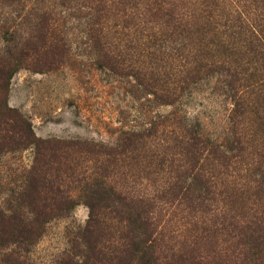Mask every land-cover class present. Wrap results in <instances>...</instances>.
Masks as SVG:
<instances>
[{"label":"trees","instance_id":"obj_1","mask_svg":"<svg viewBox=\"0 0 264 264\" xmlns=\"http://www.w3.org/2000/svg\"><path fill=\"white\" fill-rule=\"evenodd\" d=\"M90 1L97 16L89 39L100 65L127 72L131 64L112 49L102 24L118 12L112 13L107 0ZM221 1L119 0L116 4L125 13L138 8L132 19L140 17L150 36H138L134 45L138 57L149 58L152 65L131 70L159 100L175 104L176 94L212 72L227 76L233 100L232 140L213 142L175 124L168 131L173 145L143 156V161L150 157L141 165L143 174L125 175L124 183L110 178L113 168L126 162L135 149H144L160 128L176 123L174 117L131 131L116 146L38 139L31 122L8 106L9 79L16 68L0 56L5 59L0 62V155L29 147L36 150L21 204L11 210L0 208V264H32L25 259L30 246L51 219L67 215L77 204L73 192L77 188L89 199V218L55 264H264V0H232L226 6ZM43 17V25L36 28L43 32L40 43L27 49L31 51L20 48L18 54H41L43 67L49 68L63 49L55 40L54 24ZM125 20L126 27L133 23ZM124 28L116 26L115 34ZM6 55L13 57L11 51ZM168 64L176 70L166 72ZM171 74L173 86L166 84ZM252 106H257L251 112L259 121L248 118ZM248 127L251 138L243 133ZM90 156L99 164L97 173L81 165ZM76 182L79 185L71 188ZM178 216L181 223L172 229Z\"/></svg>","mask_w":264,"mask_h":264},{"label":"rangeland","instance_id":"obj_2","mask_svg":"<svg viewBox=\"0 0 264 264\" xmlns=\"http://www.w3.org/2000/svg\"><path fill=\"white\" fill-rule=\"evenodd\" d=\"M118 1L107 0L108 5L114 8L112 13L118 12V16L105 18L102 24L105 33L109 34L112 49L122 54L126 64H131L127 72H115L100 65L98 52L89 39V28L97 16L96 5L90 0H0V56L4 55L11 67L16 68L9 79L8 106L17 109L31 122L38 139H80L116 146L127 133L142 130L165 116L174 117L176 123L171 125L169 121L167 129L160 128L159 134L144 149H135L129 153L130 158L126 162L119 161L120 165L113 168L110 178L124 183L125 175L136 177L143 174L141 165L149 163L152 154L173 145L168 131L175 124L209 137L213 142L226 144L232 140L234 132L229 115L233 100L228 78L220 72L207 74L181 94H176L179 99L173 105L159 100L131 70L140 64L152 65L149 58L138 57V49L134 45L140 36V39H149L150 35L143 29L140 17L139 20L132 19L131 15L138 8L134 6L126 13L122 12V9H117ZM223 1L221 4L225 6L228 2L233 4L232 0ZM44 15L54 24L55 40L63 49L49 68L43 67L41 54L32 55L30 52L26 57L18 54L20 48L31 51L27 49L36 46L38 41L40 43L43 32L40 34L36 28L43 25ZM126 18L134 24L126 27ZM116 26L119 29L125 26L121 34H115ZM7 51H11L13 57L8 58ZM143 58L147 59L145 63H141ZM5 59L0 58V62ZM167 63L162 65L163 68ZM173 69L168 64L164 70L170 73ZM166 78V84L173 86L174 75ZM254 95L253 99L257 96ZM256 107L252 106L248 115L254 121L258 120V115L251 111ZM263 110L261 108V112ZM251 125L256 126L253 121ZM249 129L252 130L248 127L243 133L251 138ZM256 144L252 146L257 151ZM35 154V148L29 147L0 155V208L11 210L21 204L25 177ZM146 155L150 157L143 161ZM93 158L95 156H90L87 163L81 165L88 166V172L97 173L94 170L99 164ZM71 185L74 188L79 184ZM135 187L139 188L138 182ZM73 192L77 204L67 215L54 217L44 226L41 238L27 252L25 259L30 263L55 264L85 226L89 218V199L83 190L77 188ZM21 209L29 211L28 207ZM27 215L32 216L29 212ZM179 218L175 217L172 229L181 223Z\"/></svg>","mask_w":264,"mask_h":264}]
</instances>
